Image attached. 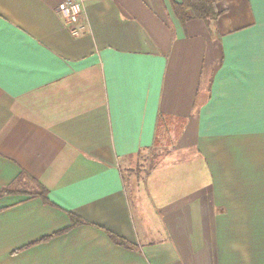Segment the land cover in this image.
I'll list each match as a JSON object with an SVG mask.
<instances>
[{
    "label": "crops",
    "instance_id": "crops-1",
    "mask_svg": "<svg viewBox=\"0 0 264 264\" xmlns=\"http://www.w3.org/2000/svg\"><path fill=\"white\" fill-rule=\"evenodd\" d=\"M65 1L0 0V264H264V0Z\"/></svg>",
    "mask_w": 264,
    "mask_h": 264
},
{
    "label": "trees",
    "instance_id": "trees-1",
    "mask_svg": "<svg viewBox=\"0 0 264 264\" xmlns=\"http://www.w3.org/2000/svg\"><path fill=\"white\" fill-rule=\"evenodd\" d=\"M218 2L219 0H181L178 3H175L172 8L175 16L184 24L193 19H202L211 25L217 24L220 16L223 14V11L218 7ZM180 119H182L183 122L185 121L183 118ZM182 125L183 124L180 125V128ZM161 126H164L163 116H160V119L158 121V131ZM159 142L160 139L156 137L154 146L158 145ZM140 156H142V154L138 155L137 158ZM154 167L155 165H150V169ZM13 191V189L7 188L0 192V194L12 193ZM31 195H40L44 199H47L48 190L45 186L41 185V191L38 193H32ZM72 218L73 225H77L81 222L75 217ZM111 237L113 238V240L122 245H129L128 242L124 241L123 239H118V237H116L115 235H111Z\"/></svg>",
    "mask_w": 264,
    "mask_h": 264
},
{
    "label": "rangeland",
    "instance_id": "rangeland-1",
    "mask_svg": "<svg viewBox=\"0 0 264 264\" xmlns=\"http://www.w3.org/2000/svg\"><path fill=\"white\" fill-rule=\"evenodd\" d=\"M174 130L171 129L170 132L167 134L168 138H163L162 143V149L157 150L155 152L152 151L151 153H145L142 154V156L136 158L134 162L131 165V169L126 171L127 174V183H128V189L133 190V193L139 194L140 186L134 184L135 181L140 182L142 179H146L147 171L150 169V165H157L160 163L165 162H172V161H178L181 159H188L192 157V151L187 150L185 152H174L173 148L177 144V139L173 137ZM226 141H224V144H221L220 142H215V147H220L221 145L224 146H234L237 142H230L228 144ZM223 143V142H222ZM244 143V141L242 142ZM234 144V145H233ZM244 145V144H243ZM244 147V146H243ZM154 155V156H153Z\"/></svg>",
    "mask_w": 264,
    "mask_h": 264
},
{
    "label": "built area",
    "instance_id": "built-area-1",
    "mask_svg": "<svg viewBox=\"0 0 264 264\" xmlns=\"http://www.w3.org/2000/svg\"><path fill=\"white\" fill-rule=\"evenodd\" d=\"M58 12L62 14L74 34H79L85 28L80 24L83 13L81 0H66L58 7Z\"/></svg>",
    "mask_w": 264,
    "mask_h": 264
}]
</instances>
